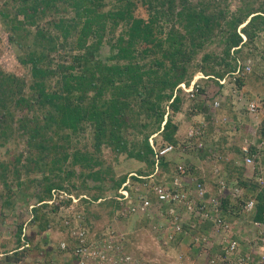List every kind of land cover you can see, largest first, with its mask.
<instances>
[{
    "label": "rangeland",
    "instance_id": "374dc122",
    "mask_svg": "<svg viewBox=\"0 0 264 264\" xmlns=\"http://www.w3.org/2000/svg\"><path fill=\"white\" fill-rule=\"evenodd\" d=\"M115 1L113 0L111 2L112 5L108 4L105 9L113 8V2ZM133 1L136 5L135 15L147 17L146 3L143 0ZM190 1L194 3L204 1L207 4V8H205L206 12L214 13L217 18L215 28L210 31L207 39L200 40L198 46L193 47H191L189 41L187 42L188 49H191L190 57L182 62L184 65L180 63V65L186 67V79L189 80V84L185 83L186 88H189L191 83L196 79L200 85L199 94L196 98L191 97L180 84L175 88V92L181 98L180 111L174 112L168 107L170 99H165L161 103V107L165 109L166 113L169 110L174 121L178 124H183L187 129L190 122L198 124L199 119L206 118V120H209V130L205 138V142L208 144L206 149L213 148L222 154H226L227 150L237 153L238 149L236 145H238L239 139L231 136L234 133L231 131H233L232 128L234 129L233 125H235V122L238 121L237 117L240 116L244 121L249 119L247 106L252 101L257 103L260 109L259 122L257 124L258 130L262 129V132L264 131V20L261 18L256 20L255 25L251 28L253 31L252 37L247 38L246 36V39H244L243 35L245 33L242 30L246 23L238 25L237 31L242 35L244 43L242 47H233L228 50L233 30L227 25L226 19L237 13L242 14V17L248 15L250 12V16L264 14V0ZM59 5L60 9H63L64 3L59 2ZM23 11L31 13L34 10L30 4H23L20 0H0V74L2 72L3 76L7 75L11 77L9 81H12L10 86L7 87L4 83L8 81L4 82L3 77L0 76V87L4 84V87L0 88L2 91L14 93L13 95L16 98L23 94L31 93L30 85L33 80L31 67L30 64L23 63L22 58L27 59L34 49H39L45 54L47 53V58H52L54 64L61 63L64 67H74L73 69L69 67L67 71L74 70L81 72L89 66H91L93 72L95 71L91 61H88L89 59L82 61L76 57L83 52L74 48L77 40L76 36L66 40L62 38V34L57 32L59 37L48 41L46 38L40 37L37 32L39 25L40 27L43 25L47 26L50 19L54 20L62 16H73L72 9L61 11L58 14L53 13L42 16L36 25H29L27 27L30 29L29 32L16 31L11 25L13 24L11 21L16 17L19 19L25 18ZM40 11L37 14H40ZM5 13H9L10 16L7 17ZM160 21L163 27L162 35L165 36L172 25H176V16L174 13L168 12L166 15H162ZM176 27L180 29L178 25ZM122 29L123 26L121 25L117 29V33L121 32ZM52 31L56 33L55 28ZM15 35L17 36L14 39ZM227 52H229V55ZM111 54L112 47L106 41L99 48L96 57L102 61L109 62ZM248 66H250V69H248ZM231 69H234V72L230 71ZM59 75L57 73L52 76L51 81H48L49 85H56ZM197 75H200V77H197ZM234 76L237 77L236 80H234ZM221 78L226 79L224 84L220 83L219 79ZM108 91L114 92L115 89L111 88ZM94 93V90L88 91L87 97L84 99V106L89 107L92 105ZM110 96V93H106L104 98L107 99ZM217 96H220L222 101L219 113L229 116L230 123L228 124L222 123L219 116L212 118L209 108L205 104L206 98L212 99ZM97 101L99 100L97 99ZM128 101L130 105L126 107L127 117L124 120L126 124L118 125L115 121L112 124L110 123L107 126V134L103 135V138L101 137L102 143L99 149L95 145L94 134L96 128L93 122L87 123V130L81 135L77 136L73 134L69 141L65 138L63 140L57 134H54V139L59 141L60 145L42 154L20 136L21 131L18 129V124L13 123V132L10 131L8 138L4 142L0 140V264H15L16 262L27 264V259L30 256H42L44 258L47 256V253H51V249L47 248L45 250L41 244H44L47 239L54 242V240H59L62 237V234L59 232L60 221L56 212L44 209L45 207L43 208V206H36L38 207L37 211L40 220L34 224H32L31 220L33 217L32 211L35 209L32 207L38 204L39 196L45 190L44 187L55 182L61 183V179L58 176L59 172L56 170L57 167L63 164L66 168L71 166L70 162L63 163L58 161L62 155L60 153H63L64 150L62 148L64 147L63 144L67 145V147L69 145L71 151L81 149L94 154L100 161V164L98 166L95 164V166L103 167V171L107 172L106 175L108 177H103L101 181L86 178L83 175L79 178L73 176L74 178L69 180V182H76V184L80 185L87 179V185L90 186L85 187L83 183V186H81L83 190H80V192H86L90 195L98 193L106 195L107 198L104 201L94 203L91 206L95 214L88 213L91 226L94 229H104L111 222V206L109 205L111 198L109 199V197L114 195V192L119 189V187L115 186L116 182L122 178L129 177L131 172L145 175L154 171L150 162L131 156L128 154V150H125L123 147L127 145V149L129 150L137 148L144 144L147 135L151 140L153 139L156 147L163 146L165 139L162 133L158 131L162 127V125H159L157 115V112L160 110H153L148 104H142L133 97H130ZM10 108L15 112L16 118L23 115V111L20 108L14 105H10ZM185 128L183 132L177 131L176 133L179 142L186 136L187 132H185ZM226 130L229 131L228 135ZM241 135L243 134L241 133L240 137ZM226 136H231L233 139L235 137V140L228 139L230 143L228 147H226ZM34 151L35 153H39L41 158L36 156L37 163H35V169H30L28 163L35 155ZM231 160L224 157L210 159L205 155V152L201 151V153H192L190 157L187 156L185 161L193 171L196 170L195 167L197 166L196 174L211 182L215 180V173L213 172L215 167L218 168L219 166L223 172L226 171L230 174L227 165L231 164ZM89 161L87 158L84 165H89ZM91 163L93 164L94 162ZM92 164L85 170H83V166H78L77 168H79V172L89 171ZM172 164L174 165L175 163L173 162ZM166 168V166H163L164 170ZM133 177V183L139 181L138 178H135L136 176ZM65 181L62 180V182ZM39 223L40 225H38ZM42 224L44 225V229L47 227L46 230L49 231L48 235L43 234L44 230L41 231ZM21 226L27 228V234H30V237L33 238L31 249H26L23 253L8 254L9 251L18 246L17 239L18 237L21 238ZM115 226L117 228L129 229L130 223L126 219H121L115 223ZM142 227L133 230L130 237L135 245H143L144 250L142 254L138 253L139 250L136 248L138 251L136 252L137 255L144 258L150 264H172L175 261L174 256L177 253L175 248L177 247L167 248L162 245L160 240L157 242L153 239L154 228L151 224L145 225L144 223ZM173 249H175V252ZM167 253L170 255L168 256ZM34 257L32 261L35 260Z\"/></svg>",
    "mask_w": 264,
    "mask_h": 264
},
{
    "label": "trees",
    "instance_id": "16d2710c",
    "mask_svg": "<svg viewBox=\"0 0 264 264\" xmlns=\"http://www.w3.org/2000/svg\"><path fill=\"white\" fill-rule=\"evenodd\" d=\"M20 1L23 4H30L34 11L31 13L23 11L25 13L24 19L16 17L11 21L13 23L11 25L16 31L29 32L30 29L27 27L36 25L42 16L53 13L58 14L61 11L72 9L73 16L50 19L47 26L40 27L39 25L37 32L40 37L46 38L48 41L58 38V33L62 34V38L66 40L76 36L77 40L74 48L83 52L81 55L75 56L82 61L89 59L88 61H91L95 71L93 72L91 66L81 72L67 71L69 67L71 69L74 67H64L61 63L54 64L53 59L47 58V53L45 54L39 49H34L27 59L22 58V62L30 64L31 67L33 79L30 85L31 93L16 98L13 95L14 93L11 94L0 89V140L2 142L8 138L10 131L13 132V123H17L18 129L21 131L20 136L42 154L60 145L59 141L54 139V134L69 141L73 134L81 135L87 130V123L93 122L96 128L94 134L95 145L99 149L103 135L107 134V126L110 123L112 124L115 121L118 125L126 124L124 121L127 117L126 107L130 105L129 98L133 97L142 104H148L153 110H160L157 115L159 125H162V127L158 131L162 133L165 139L164 144L179 143L176 136L179 124L174 121L169 110L166 113L165 109H162L161 103L165 99H170L168 107L172 111L176 112L181 109V98L175 92V88L182 83L189 84V80L186 79V67L182 66L184 65L182 62L190 57L191 52L186 44L189 41L191 47L198 46L200 40L207 39L217 22L214 13L206 12L207 4L204 1L194 3L190 0H143L148 11L147 17L135 15L136 5L133 0H116L113 2V8L109 9H105V7L108 4L112 5L113 0ZM59 2L64 3V10L60 9ZM39 11L40 14H37ZM168 12L174 13L176 25L180 29L174 24L164 36L162 35L163 27L160 20L162 15H166ZM5 14L7 17L10 16L9 13ZM250 14L251 12L242 17V14L237 13L229 18L227 17L226 23L233 30L228 50L233 47H242L244 43L242 35L237 31L238 25L246 23L242 30L247 38H251L253 35L251 28L255 25L256 20L258 18L264 20V14L252 16ZM249 16L250 18H248ZM121 25L123 29L117 33V29ZM53 27L56 29V33L52 31ZM106 41L112 47L109 62L96 57L99 48ZM184 45L186 46L183 47ZM227 54L229 55V52ZM85 62L89 64V62ZM230 71L234 72V69ZM57 73L60 75L57 77L56 85H49L48 81ZM3 75L1 72L0 76L3 77L4 82L8 81L4 83L5 86H10L12 81L9 80L11 77ZM4 84L2 87H4ZM111 88L115 91L109 92L108 90ZM92 90L95 91L92 105L89 107L84 106V99L87 97L88 91ZM106 93L111 95L107 99L104 98ZM10 105L20 108L23 115L16 118V114L10 108ZM258 131L260 136L264 138V131L262 132V129ZM63 146L64 150L63 153H60L62 155L58 161L70 162L71 166L66 168L63 164L57 167L56 170L60 173H58V176L61 183L55 182L44 187L45 190L39 196L38 204L32 207L35 208L32 211V224L40 220L38 207L36 206H43L44 209L56 212L53 208L57 207L48 202V199L52 196L53 188H65L67 191L79 194L81 193L80 190H83L81 188L83 183L85 187L90 185H87V179L80 185L76 182H69L71 178H74L73 176L79 178L83 175V177L98 181L107 176V172L103 171V167H97L100 161L94 154L81 149L71 151L69 145L67 147L63 144ZM123 148L128 150V154L131 156L150 162L153 169H155L153 156L156 146L152 144L148 135L145 137L143 145L130 150L127 149V145ZM253 150L255 151V148ZM39 153L36 152L28 163L30 169H35L36 156H41ZM87 158L90 160V164L84 165ZM91 164L89 171L79 172V168H77L83 166L82 168L85 170ZM161 165L162 168L166 166V170H169L173 164L171 161L165 160ZM227 169L231 176L239 177L240 183L247 186L248 191L257 196L256 217L262 218L264 214V188L260 189L257 183L247 179L244 170L237 168L234 162L227 165ZM213 172H215V169H213ZM127 178H122L116 182L115 186L120 188ZM135 178L140 180L137 176ZM200 178L202 177L200 176ZM62 180L67 181L62 182ZM65 184H68V186L65 187ZM96 188L100 190L99 187L96 186ZM91 196L93 199L107 198L103 193L91 194ZM65 203H69V201H65ZM93 204L90 202L86 207L88 223L90 222L89 214H95L91 208ZM114 204V199H110L109 205L111 208ZM233 206L238 208L239 203H232L230 197H226L224 199V209L227 211L229 207ZM21 227V238L18 237V246L14 248V252L17 253H23L26 249H31V246H27L26 243L33 241L30 234H27V228ZM46 229L47 227L44 229L42 224L41 231L44 230L43 234H46ZM23 245L24 249H19Z\"/></svg>",
    "mask_w": 264,
    "mask_h": 264
},
{
    "label": "built area",
    "instance_id": "2783aa9c",
    "mask_svg": "<svg viewBox=\"0 0 264 264\" xmlns=\"http://www.w3.org/2000/svg\"><path fill=\"white\" fill-rule=\"evenodd\" d=\"M219 81L224 84L226 79ZM180 86L193 98L199 94L200 85L196 79L189 88L185 83ZM205 104L212 118L219 116L220 96L206 98ZM247 109L250 124L246 134L235 135L239 139L238 152L232 157L230 153H223L224 156L213 148L206 149L209 130L206 118L192 124L186 138L178 144L156 147L154 171L145 175L131 172L118 191L109 197L115 204L110 212L111 222L104 229H94L86 216L87 205L104 201V198L93 199L86 192L78 194L65 188H53L48 202L57 207L53 209L59 216L62 237L54 242L47 241L51 253L46 258L37 257L36 261L29 258L27 264H150L136 253V248L138 253H143V245H135L130 239L133 230L143 228L144 223L153 226L152 238L160 240L163 246H179L172 264H264V214L262 218L256 217L257 196L240 183L239 177L223 172L218 166L214 168L215 180L209 182L195 175L184 160L166 170L165 179L154 177L162 172L163 161H171L168 158L171 153L177 152L184 157L202 151L209 158L232 159L237 168L244 170L247 179L257 183L260 189L264 188V138L257 126L260 109L254 101ZM221 121L230 123L229 116L224 115ZM233 127L237 128V122ZM151 142L154 144L153 139ZM133 176L140 180L133 183ZM226 197H230L232 203L238 202L239 207H229L226 211ZM121 219L129 221V229L115 226Z\"/></svg>",
    "mask_w": 264,
    "mask_h": 264
},
{
    "label": "crops",
    "instance_id": "0c3cea01",
    "mask_svg": "<svg viewBox=\"0 0 264 264\" xmlns=\"http://www.w3.org/2000/svg\"><path fill=\"white\" fill-rule=\"evenodd\" d=\"M224 116V113H219V117L222 119V117ZM199 117V116H198ZM238 118V121H236L237 122V128L235 129H233L232 128V130L233 131H231V132H234L233 133V135H231V136H235L234 134H236V136H237V134H245L247 131H246V128L248 127L247 126V124H250V121H249V119H250V117H249V119L248 120H246V121H244L240 116L239 117H237ZM241 118V119H240ZM243 120V121H242ZM192 125V123L190 122V124H189V126H188V129H189V127ZM227 126V125H226ZM184 126H183V124H179V132H183L184 131ZM188 129L187 128H185V132H187L188 131ZM227 131V135H228V133H229V131L228 130H226ZM236 132V133H235ZM226 134V133H225ZM186 135H187V133H186ZM227 137L226 136V147H228V146H230V143L228 142V139L230 138V139H233L232 137ZM186 138V136L184 137V139ZM183 139V140H184ZM182 140V141H183ZM233 140H235V137H234V139ZM237 146V149H238V145H236ZM228 152L227 153H230L229 154V156H233V155H235V153H233L232 151H230V150H227ZM232 153V154H231ZM187 156L188 157H190V156H192V154L190 153V154H188V155H186V156H182V155H180L179 153H177V152H173V153H171L170 155H169V159L172 161V163L174 162L175 164L178 162V161H180V160H186V158H187ZM196 168V170H197V166L195 167ZM196 170L195 171H193L194 173H195V175H197L196 173ZM204 171V170H203ZM165 172H166V170H162V172L161 171H159L154 177L155 178H163V179H165L166 178V176H165ZM152 173V172H151ZM204 175H206V174H204ZM198 176V175H197ZM207 176H208V174H207ZM206 176V177H207ZM45 240V239H44ZM45 244H47V241L43 244H41L43 247H46L45 246ZM176 250H177V248H175ZM175 249H173L174 250V252H175Z\"/></svg>",
    "mask_w": 264,
    "mask_h": 264
},
{
    "label": "clouds",
    "instance_id": "9594fccd",
    "mask_svg": "<svg viewBox=\"0 0 264 264\" xmlns=\"http://www.w3.org/2000/svg\"><path fill=\"white\" fill-rule=\"evenodd\" d=\"M48 232H49V231L47 230L46 235L49 234ZM47 233H48V234H47ZM46 239H47V238H46ZM48 240H49V239H47L46 241H48ZM23 246H24V245H23ZM23 246H21V248H19V249H24ZM30 246H32V242L30 243ZM45 246H46V247H44V249L47 250V247H48L47 244H45ZM14 251H15V249H12L11 251L8 252V254H15V253H17V252H14ZM47 256H48V254H47ZM47 256H46V257H47ZM33 257H34V256H30V258H33ZM41 257H42V256H41ZM46 257H44V258H46ZM34 258H35L34 261H36L37 256H35ZM20 263H21V262H16L15 264H20Z\"/></svg>",
    "mask_w": 264,
    "mask_h": 264
},
{
    "label": "bare ground",
    "instance_id": "6f19581e",
    "mask_svg": "<svg viewBox=\"0 0 264 264\" xmlns=\"http://www.w3.org/2000/svg\"><path fill=\"white\" fill-rule=\"evenodd\" d=\"M197 77H200V75H197Z\"/></svg>",
    "mask_w": 264,
    "mask_h": 264
}]
</instances>
